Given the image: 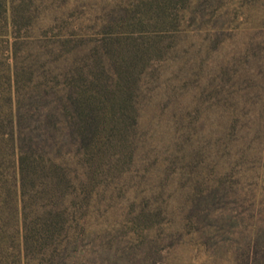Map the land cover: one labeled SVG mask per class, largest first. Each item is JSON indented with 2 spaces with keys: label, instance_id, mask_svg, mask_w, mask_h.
Listing matches in <instances>:
<instances>
[{
  "label": "rangeland",
  "instance_id": "obj_1",
  "mask_svg": "<svg viewBox=\"0 0 264 264\" xmlns=\"http://www.w3.org/2000/svg\"><path fill=\"white\" fill-rule=\"evenodd\" d=\"M18 115L62 193L21 195ZM0 264H264V0H0Z\"/></svg>",
  "mask_w": 264,
  "mask_h": 264
},
{
  "label": "trees",
  "instance_id": "obj_2",
  "mask_svg": "<svg viewBox=\"0 0 264 264\" xmlns=\"http://www.w3.org/2000/svg\"><path fill=\"white\" fill-rule=\"evenodd\" d=\"M65 102L62 109H64V116L69 115L71 121L68 122V128L72 129L70 139H72L77 148L84 153L90 146H92L95 139V132L97 128V119L91 112L89 106L84 99L80 100L81 94L68 91L65 95ZM62 101V99L60 100ZM50 115L46 116L45 121L51 122ZM11 120L8 134L11 139V149L16 152V165L19 174V187L21 195L26 189V185L34 181V178H40L42 184L43 195L62 193L64 187L67 185L63 170L59 164L53 163L49 158H46L44 146L36 145L32 136L26 138L16 135L14 141L13 128L16 127L18 132L21 127V119L16 116V119ZM47 162V163H46ZM49 212V211H48ZM47 212V213H48ZM55 222L46 224L41 228L43 235L49 234V230L55 227ZM27 237L24 234V247L27 246Z\"/></svg>",
  "mask_w": 264,
  "mask_h": 264
}]
</instances>
